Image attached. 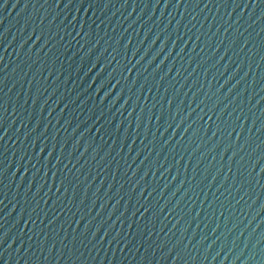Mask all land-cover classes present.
Returning <instances> with one entry per match:
<instances>
[{
    "label": "water",
    "instance_id": "1",
    "mask_svg": "<svg viewBox=\"0 0 264 264\" xmlns=\"http://www.w3.org/2000/svg\"><path fill=\"white\" fill-rule=\"evenodd\" d=\"M0 264H264V0H0Z\"/></svg>",
    "mask_w": 264,
    "mask_h": 264
}]
</instances>
